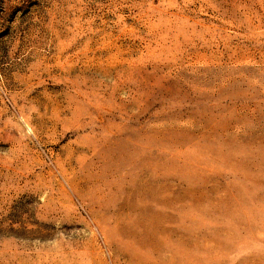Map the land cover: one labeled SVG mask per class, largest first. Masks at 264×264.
I'll use <instances>...</instances> for the list:
<instances>
[{"label":"rangeland","instance_id":"obj_1","mask_svg":"<svg viewBox=\"0 0 264 264\" xmlns=\"http://www.w3.org/2000/svg\"><path fill=\"white\" fill-rule=\"evenodd\" d=\"M0 264H264V0H0Z\"/></svg>","mask_w":264,"mask_h":264}]
</instances>
